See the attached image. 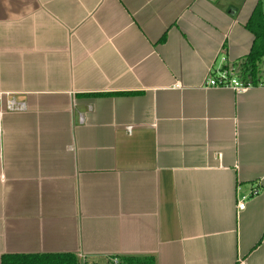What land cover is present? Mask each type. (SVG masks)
Listing matches in <instances>:
<instances>
[{
	"label": "crops",
	"instance_id": "0c3cea01",
	"mask_svg": "<svg viewBox=\"0 0 264 264\" xmlns=\"http://www.w3.org/2000/svg\"><path fill=\"white\" fill-rule=\"evenodd\" d=\"M257 3L0 0V256L264 264V83L205 85Z\"/></svg>",
	"mask_w": 264,
	"mask_h": 264
},
{
	"label": "trees",
	"instance_id": "16d2710c",
	"mask_svg": "<svg viewBox=\"0 0 264 264\" xmlns=\"http://www.w3.org/2000/svg\"><path fill=\"white\" fill-rule=\"evenodd\" d=\"M244 27L252 34L253 40L248 53L239 63L238 75L250 84H255L260 79L264 83V13L260 10L258 3L252 9ZM260 61L263 65L261 71L257 67ZM114 258L117 259L87 264H154L153 257L146 255H123ZM0 264H82V262L73 253H6L0 256Z\"/></svg>",
	"mask_w": 264,
	"mask_h": 264
},
{
	"label": "built area",
	"instance_id": "2783aa9c",
	"mask_svg": "<svg viewBox=\"0 0 264 264\" xmlns=\"http://www.w3.org/2000/svg\"><path fill=\"white\" fill-rule=\"evenodd\" d=\"M263 84V83H261ZM206 86L212 87H228L234 91H240L244 89L245 86L249 85L248 81H243L237 76V73L234 68H219L216 70L209 69L208 74L205 79ZM4 97V110L13 111V110H21L23 109V103L21 101L15 100L14 96L9 93L0 91V99ZM79 121H82L81 116L79 117ZM250 193L252 195L256 194V190H251ZM247 195L245 194H237L236 193V209H242L244 205V200ZM79 259L82 258L81 255L78 256ZM82 259V264H83Z\"/></svg>",
	"mask_w": 264,
	"mask_h": 264
},
{
	"label": "rangeland",
	"instance_id": "374dc122",
	"mask_svg": "<svg viewBox=\"0 0 264 264\" xmlns=\"http://www.w3.org/2000/svg\"><path fill=\"white\" fill-rule=\"evenodd\" d=\"M258 5H259V8H260V10L264 13V0H258ZM263 59V58H262ZM257 67H258V70L259 71H261L262 70V67H263V65H262V63H261V61L259 62V63H257ZM240 67H239V64L237 65V69H235V71H236V73H238V69H239ZM259 76H261V74H259ZM262 78V77H261ZM263 80H261L260 79V82H262ZM112 260H116L117 258H111ZM110 259V260H111ZM81 261H82V259H81ZM83 263H85V264H87L88 262H86V261H83Z\"/></svg>",
	"mask_w": 264,
	"mask_h": 264
}]
</instances>
